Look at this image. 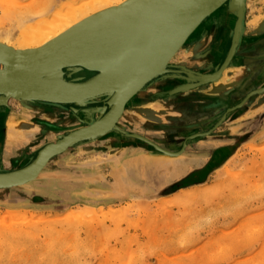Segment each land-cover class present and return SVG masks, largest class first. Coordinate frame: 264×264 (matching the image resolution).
I'll list each match as a JSON object with an SVG mask.
<instances>
[{
    "label": "rangeland",
    "instance_id": "374dc122",
    "mask_svg": "<svg viewBox=\"0 0 264 264\" xmlns=\"http://www.w3.org/2000/svg\"><path fill=\"white\" fill-rule=\"evenodd\" d=\"M86 1L0 0V40L17 44ZM225 8L151 84L164 94L153 119L138 109L121 138L108 136L116 145L72 148L30 183L0 189V264H264V0H244L237 45L261 58L247 64L238 50L215 79L237 21ZM5 146L0 134V164ZM176 163L185 170L169 176Z\"/></svg>",
    "mask_w": 264,
    "mask_h": 264
},
{
    "label": "bare ground",
    "instance_id": "6f19581e",
    "mask_svg": "<svg viewBox=\"0 0 264 264\" xmlns=\"http://www.w3.org/2000/svg\"><path fill=\"white\" fill-rule=\"evenodd\" d=\"M229 1L230 0H223L220 5L203 16L202 19L175 45L168 55L156 63L151 73H149L138 86L136 85V88L133 87L130 89L132 91L135 88L126 99L120 113L107 131L99 136L89 137L90 139H80L74 142L72 146H66V148H63L62 144L65 143L67 139L72 136L84 134L88 129L97 126V123L103 119L106 113L109 112L111 108L114 109L120 101L123 92L127 91L137 78L135 75L138 73L136 69L139 68V61L153 58L151 60L152 62L156 57L160 56L168 46V44L164 45L165 41L163 39L168 35L169 29L157 30V28H152L151 26L145 27L144 25L146 16H150L152 19L160 14L164 0H89L82 3L80 6L70 8L66 13L54 14L52 20L43 28L31 32H24L17 44L11 43L9 38H5L2 41L0 40L1 51L10 54L25 55L45 51L68 39L70 44L75 41L74 38H80L81 36L87 37L84 41L74 45V47L64 49L60 52H53L47 59V62H49L46 67L47 69L35 72L32 77L27 75L24 67L18 68L16 73L20 74L21 78L27 77L26 80H24L26 82L23 83V87L20 86L21 88H19L20 94L9 95V93L15 91V88L7 87H4V92H0V116L3 117V121L0 122V134L3 135L6 145L0 164V177H11L12 175L29 171L30 166L28 165L34 162L40 152V158L46 157V160L36 173V178L42 174L50 161H59L57 159L72 148H79L84 144L88 146L93 143L97 144L92 146L94 149L108 146L107 143L110 145V142H114V145H116L117 143L115 144V142L117 139H111L108 138V136H110L112 132H117L115 134L117 137L123 135L124 130L133 122L135 111H138V109L143 108V110H145L143 113L153 119L156 113L155 110L147 105L141 106V104H144L146 100L150 98L147 88L156 78L168 69V66H171V62L180 50L187 49L190 46L189 44L191 43L189 39L195 34L196 36L193 41L200 39L202 35H204L203 33L214 24V17L217 16L218 20L219 13H221L223 7L225 8L227 6ZM193 2L194 1L183 2L179 12L183 13V11L189 12V10H193ZM194 10L193 13L198 9ZM224 10H227L228 14V8L226 7ZM200 11L201 10H198L195 15H198ZM160 17L159 15L158 18ZM5 34L9 36L8 33ZM141 38H143V40L140 42ZM190 47L194 48L192 45ZM121 50L125 52V58L127 60L119 67H113L120 56L119 51ZM156 53L158 54L155 55ZM235 53L236 51L234 52V56ZM70 56H73L74 59L69 65L66 64V62H70L68 59ZM232 59H230L224 67L217 70L219 76L215 79L222 77L223 73L229 68ZM60 63L61 65L63 64L62 66L67 65V67L59 66ZM135 63L137 64V68L135 67ZM150 63L146 62L140 69L146 68ZM86 64L99 65L100 70L103 72L100 79L97 80L96 87L97 89H104L98 95L81 98L69 103L47 102L34 98V96L42 95H48L50 97V95L79 94L82 91H86L80 88L76 90V87L82 86L83 82L98 74L96 72H88L80 66ZM2 69L3 65H0V70ZM134 69L136 73L133 77L132 75L130 76V74ZM78 70L83 73H88L89 76L84 78L74 77L73 75L78 72ZM128 77L130 79L128 81H123L120 87L115 86L116 83H111L127 79ZM76 79L80 80L75 81ZM175 79L180 81L177 77ZM180 84L174 89L193 85L186 83L181 86ZM109 86L113 87L108 88ZM108 89L112 90L107 91ZM172 90L170 92H172ZM163 95V93L157 92L154 97H163ZM155 100H157V98H155ZM109 101L112 104H108ZM14 113L17 114V116H15ZM61 128H63V131ZM15 135H22L23 139L20 143V148L13 151L10 144H8L10 139L7 137H13ZM130 137L151 142L139 135L132 134ZM6 141L8 143H6ZM151 143L154 144L153 142ZM154 147L155 149L157 148L158 153L163 155L164 158L173 157L177 159V157H181L180 154L182 150L179 152L168 151L155 144ZM25 153L27 155H24ZM120 153L122 154L123 152L120 151ZM29 155L31 159L27 161V163L21 165V160L24 161V158L27 160L28 158L26 159V156ZM10 157L14 158L13 161L7 160ZM7 161L9 162L8 164H6ZM150 162L153 163V161ZM122 164L124 165V163ZM130 164L133 163L131 162ZM124 167L125 172H127V166ZM183 170H185V168L176 163L171 169L169 176L173 177L179 173L181 174ZM169 176L165 177L169 178ZM165 177L162 176V178ZM24 182L25 181L20 182L23 183L21 185L18 183L19 185L0 186V189L10 186H23L31 181ZM121 185L122 184H119L118 186L121 187ZM130 191L131 190H128L126 193ZM162 193L163 191L160 194ZM118 196L121 197V195ZM116 197L117 196H115V198ZM81 210L82 213L90 211L88 207L85 206L82 207Z\"/></svg>",
    "mask_w": 264,
    "mask_h": 264
},
{
    "label": "water",
    "instance_id": "95a60500",
    "mask_svg": "<svg viewBox=\"0 0 264 264\" xmlns=\"http://www.w3.org/2000/svg\"><path fill=\"white\" fill-rule=\"evenodd\" d=\"M185 1H194L193 3V10H201L198 15H195L193 13V10L183 11V13H180L179 9L181 7V4ZM243 1L244 0H230L227 4L228 8V13L229 14H234L236 16V28L233 30V35L231 39V45L229 47V50L227 51L225 58L223 62L221 63L220 67L218 69H221L224 67L230 59L234 58V52L237 49V45L239 43V40L241 38V33L242 29H239L241 22H242V16H243ZM223 0H164V4L161 7V12H160V18L158 16H155L154 18H150V16H146L144 20V25L145 27H152V28H157L158 29H169L168 35L163 39L165 41V44H168V46L164 49L162 54L158 57H156L152 62L151 60L153 58H148L145 61H139V68L136 69V72H138L135 75V69L131 72L130 76L132 75L134 77H137L133 84L127 89V91L123 92L120 101L118 104L114 107V109H110V113L107 112L106 115L103 117L101 121L97 123V126L92 127L88 129L84 134L77 135V136H72L69 139L63 143V148H66V146H72L74 142L79 141L80 139H85V138H92L101 135L105 131H107L110 126L112 125V122L116 119L118 114L120 113L126 99L130 95V93L138 86V84L144 80L149 73L153 70L155 67L156 63L166 57L168 53L175 47V45L188 33V31L196 24L198 23L203 16L208 14L210 11H212L215 7L220 5ZM197 7V8H196ZM194 10V11H195ZM87 37H80V38H74L75 41L69 44V39L62 41L51 48L41 51V52H35V53H29L25 55H20V54H10L6 53L0 50V65H3V69L0 70V92H4V87L7 88H15V91L9 93V95H18L20 94L19 88L23 87V83L26 82L27 77H20V74L16 73L18 68L24 67L26 69V73L29 76H33L35 72H40L45 69L48 66L47 59L52 55L53 52H60L63 51L64 49L74 47L77 43L84 41ZM143 40V38L140 39V42ZM127 50V49H126ZM120 56L118 57V60L116 63H114L113 67H119L125 63L127 60L125 57V52L123 50L119 51ZM156 53L155 55H157ZM70 62H66V64L72 63L74 57L70 56L69 58ZM233 60V59H232ZM229 64V66L232 64V61ZM148 62L150 63L146 68L140 69L144 64ZM63 65V64H62ZM61 63L59 66L61 67H67V65L62 66ZM70 65V64H69ZM82 68L87 70L88 72H96L94 77L90 78L89 80L83 82V85L80 87H76V90L80 89H85L86 91H82L79 94H67V95H42V96H34L36 99H40L42 101H47V102H55V103H69L81 98H86V97H92L98 95L101 91H103L104 88L97 89L96 83L97 80L100 79V76H102L103 72L100 70L99 65H80ZM135 67L137 68V64L135 63ZM217 69V70H218ZM80 70V69H79ZM78 70V72H79ZM77 71V70H76ZM30 73V74H29ZM107 76L106 74H104ZM103 75V76H104ZM129 76V77H130ZM219 75L215 74V78H217ZM124 79V80H119V81H114L111 83H116L115 86L120 87V84L123 81H128L130 78ZM214 78L213 76L209 78L208 80H205V83L207 81H212ZM80 80L76 79L75 81ZM204 81V80H203ZM85 83V84H84ZM108 83V82H106ZM204 82H197V83H190L193 84L192 86H186V87H180L177 89H174L172 92H170L167 95H173V94H178V93H183L184 91H188L189 89H192ZM110 84V83H108ZM189 84V83H188ZM137 85V86H136ZM21 86V87H20ZM136 86V87H135ZM113 86H109L108 88H112ZM135 87L132 91V89ZM112 89H108L107 91H110ZM106 91V92H107ZM108 104H112L110 101ZM112 106V105H111ZM147 119H150L146 117ZM89 138V139H90ZM145 143L146 140L144 141ZM148 145H151L154 147V144L151 142L147 143ZM157 149V148H156ZM41 152L38 154L36 159L34 160L33 163H31L29 167V171L20 173V174H15L12 175L11 177H6V176H1L0 177V186H9L13 184L21 185L23 182H29L32 181L36 178V173L39 171L40 167L44 164L46 157L40 158ZM27 168V167H26ZM19 183V184H18ZM16 186V185H14ZM11 187V186H10ZM9 187V188H10Z\"/></svg>",
    "mask_w": 264,
    "mask_h": 264
},
{
    "label": "crops",
    "instance_id": "0c3cea01",
    "mask_svg": "<svg viewBox=\"0 0 264 264\" xmlns=\"http://www.w3.org/2000/svg\"><path fill=\"white\" fill-rule=\"evenodd\" d=\"M243 45H239V47H238V49L236 50V51H240V52H242V55L245 57V59H247L246 60V63L247 64H249L248 63V61L250 60V59H253V61H255V60H257V59H260L261 57L258 55L259 53H258V51L257 50H255V52H253V49L252 48H250V49H248V52H243V50L245 49V47H242ZM237 54V52L235 53V55ZM235 57V56H234ZM234 60V59H233ZM232 60V61H233ZM237 61V60H236ZM250 62V61H249ZM231 70H233V67H229L228 69H227V71L226 72H224L223 73V75H222V77L224 76V74H226V75H230V72H231ZM236 75H237V73H236ZM236 75H234L235 76V79H236ZM221 77V78H222ZM233 79H234V77L232 78V81H233ZM156 84H154V85H150L148 88H147V92L149 93V92H151V94L149 93V97L150 98H148L147 100H146V102L144 103V104H141V106H145V105H147V106H149V107H151V108H153L154 110H157V111H161V109H157V107H156V105H154V102H152V100H155V95H156V91L155 90H153L154 89V86H155ZM152 91H154L153 93H152ZM157 101H159V100H157ZM161 101H165L164 99H161ZM152 102V103H151ZM166 102V101H165ZM141 103H143V102H141ZM123 127V126H122ZM7 138H9L10 140H9V143L6 141V143H8V144H10V146H11V148H12V150L13 151H15V150H17L18 148H20V146H21V141H22V139H23V137H22V135H15V136H13V137H7ZM17 143V144H16ZM18 143H19V145H18ZM16 144V146L14 147V145ZM13 159L14 158H9V159H7L8 161H13ZM6 162V164H8L9 162ZM5 163V162H4Z\"/></svg>",
    "mask_w": 264,
    "mask_h": 264
}]
</instances>
